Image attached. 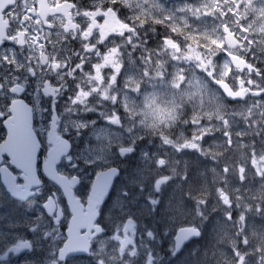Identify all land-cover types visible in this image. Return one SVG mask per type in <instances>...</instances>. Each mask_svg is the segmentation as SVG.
<instances>
[{
    "label": "snow or ice",
    "instance_id": "1",
    "mask_svg": "<svg viewBox=\"0 0 264 264\" xmlns=\"http://www.w3.org/2000/svg\"><path fill=\"white\" fill-rule=\"evenodd\" d=\"M16 4L14 19L0 16V132L7 127L10 136L19 115L35 147L14 151L0 143V264H70L72 253L88 254L91 264H161L163 257L147 246L158 233L143 217L157 212L171 186L167 208L185 215L183 205L191 200L205 218L209 174L219 185L212 210L222 207L224 226L243 224L244 232L250 213L264 215V187L258 203L241 194L249 173L264 181V0H179L173 7L166 0ZM225 97L243 102L245 110L229 112ZM197 98L199 110L184 121L191 134L162 140L181 156L210 161L200 173L204 183L193 191L189 160L181 170L179 160L142 150L144 165L132 185L144 193L151 179L147 195L125 189L113 199L117 161L137 148L124 134L135 132L137 121L152 129L174 123L185 101ZM235 116L245 128L234 138ZM99 121L106 123L98 128ZM88 168L96 180L81 195V172ZM200 235L195 224L173 230L169 253L176 256ZM241 243L248 247L247 236L233 242L224 264H247Z\"/></svg>",
    "mask_w": 264,
    "mask_h": 264
},
{
    "label": "rangeland",
    "instance_id": "2",
    "mask_svg": "<svg viewBox=\"0 0 264 264\" xmlns=\"http://www.w3.org/2000/svg\"><path fill=\"white\" fill-rule=\"evenodd\" d=\"M167 5L169 7H173L176 5L179 0H166ZM131 14V13H130ZM160 31H163V28L161 26H157ZM150 44L152 46L155 45V40L150 41ZM199 98H197L194 101L188 102L184 104V107L188 108L190 111H193V108L196 107L197 110H199ZM205 104L207 105V98L205 99ZM245 107L242 109H234V107L228 105V111L229 112H240L244 111ZM235 118L241 119L239 116L233 117V125L232 131L234 134L238 133L241 129L245 128V122L242 120L240 122H235ZM256 119H259V116L256 117ZM207 123V121H205ZM146 128L141 126L139 122L137 121L136 124V131L128 134H124V139L127 140H136L137 148L136 152L129 156V158L126 159L125 162H121L122 168L124 169L126 166V173L125 177L119 179L116 182L114 191H113V199H115L116 195L121 191V190H129L132 192L134 195H139L141 197L147 195L148 188L150 187L149 183L151 182V179L148 181V184L146 185V190L144 193H137L135 187L132 185V181L136 178V169L139 167H142L144 165V162L141 160V151H147L149 153H152L154 155L159 154V157H165L166 153H173L171 157V162L179 160V168L182 170L184 165L182 164L185 159L189 160V170H190V183L192 184V181L197 182L198 184L200 183V176L199 174L207 167L210 166V161L205 160L203 157L198 156V154H187L181 156L180 154H177L174 152V150L170 146H165L163 145L158 139H153L151 135H144V131ZM114 130V129H113ZM185 132H187L188 135L191 134V127L188 126L186 129H184ZM219 137V135H216ZM140 137H143V139H140ZM88 139L92 141L93 146H98L100 144V141L97 140L96 135L94 133L90 134L88 136ZM87 142L85 143V147H87ZM259 146V145H258ZM207 147V145H205ZM190 151V150H189ZM163 153V154H162ZM163 156H162V155ZM168 160V159H167ZM119 161V160H118ZM91 169V168H90ZM101 168L95 169V172L98 171ZM93 171V169H91ZM258 179V180H257ZM257 180L256 184L255 181ZM179 181H177L178 183ZM253 183L254 185H252ZM200 185H193V190H197ZM239 185V181L233 178V186ZM219 185H215L211 190L214 196V199H209V202L211 207L209 211H213V205L215 204V187ZM262 187H264V182L258 178V176L253 175L252 173H249L248 179L244 182L242 188H241V194L246 198L251 200L252 202H257V198L259 197V193L262 190ZM188 185L187 183L183 185V189L181 190H176L175 191V199L173 200V204L179 200L182 191L187 190ZM173 192V188L170 186L169 189L163 194V200L164 203L161 205V207L157 210L155 213L156 218L158 222L160 221H171L172 222V217L175 216L176 219L174 222H172V225L177 227L184 221L188 222H197V223H203L206 222L207 224V230L205 231V238L198 243L199 247V253L198 256L200 259L197 258L198 262L201 264H224L225 259H231V252L234 251L232 249V244L234 241H242L245 236H247V239L249 241L247 249H243V244L241 243L240 245V251L247 255L249 257L247 264H264V258L261 260H258L257 257L261 256L264 257V254H257V253H252L255 249V245H260L261 242L264 241V215L258 216L254 211L249 214V222H248V227L246 231L244 232H239L240 228H244V225L241 224L239 225L238 228H233L231 225L224 226L223 225V209L219 211H216V214L213 216L211 220L205 221L203 218L200 216L196 215L194 212V206H192V202L190 200H187L184 205H183V210L185 212V215H180L177 211L173 209L167 208V201L169 199V196ZM252 197H255L254 200L250 199ZM208 199V198H207ZM111 204V201H109ZM143 203V199L140 200L139 204ZM139 204L134 206L135 208L139 207ZM238 211V210H237ZM113 215H117L116 211L113 210ZM149 213H146L144 217H149ZM154 219V221L156 220ZM253 229L256 230L257 235L253 234ZM227 231L228 235H225L222 237L223 232ZM233 231V233H232ZM237 231V236L234 235V232ZM253 241L255 242L253 244ZM250 245H254L252 247H249ZM192 250H190V253ZM227 253V257L221 256V253ZM252 253V254H251ZM251 254V255H250ZM257 259V260H255ZM183 264H193V258L189 261H181Z\"/></svg>",
    "mask_w": 264,
    "mask_h": 264
},
{
    "label": "flooded vegetation",
    "instance_id": "3",
    "mask_svg": "<svg viewBox=\"0 0 264 264\" xmlns=\"http://www.w3.org/2000/svg\"><path fill=\"white\" fill-rule=\"evenodd\" d=\"M5 6H9L8 10H5ZM17 10V4H16V0H0V16L3 17V19H14V12ZM130 14V13H129ZM29 102H31V100L29 99ZM66 101H61V107L64 105ZM232 107H234V109H242L243 107H245L243 105V102L241 103H234L231 104ZM109 107H111L109 105ZM123 112V109H121V113ZM124 113H122L121 115H123ZM34 119L36 121H38V123H36L34 125L35 129H39L41 126V114L40 113H34ZM105 122L104 121H99L98 122V126L103 125ZM0 136H3L4 139L6 137V131L3 130V132H0ZM4 141V140H3ZM3 141H0L3 142ZM125 160H120L119 162V166H120V176L122 174V172H124V169L121 167V162H125ZM83 168V165H82ZM79 171V170H78ZM99 171V170H98ZM97 172V171H96ZM82 177L85 179V183L84 185L81 186L80 188V192L81 195H85L88 191V185L90 181H93L94 175H93V171L88 168L86 170H84L83 172H81ZM149 217H143V220L152 228H154L157 233H158V239L155 242H148L147 246H150L151 248H153L158 256H162L163 260L161 262V264H183V262L181 263V261H189L191 260V258H193L192 255H190V250H192V252H195V257L196 259H200V257L198 256L199 253V247H198V243H200L203 239V237L201 236L200 238L194 239L189 241L185 247L183 248V250L177 254L176 256H172L168 249L169 246L172 243V239H173V230H175V226L172 225L171 221H160L158 222L156 215H152L149 214ZM156 218V220L154 221V219ZM169 229V234L167 236L164 235V231L165 229ZM66 228L62 229V231L66 232ZM253 243H255L253 241ZM254 245H251L250 247H252ZM254 249H257V253H264V242H262V245H255ZM71 259H70V264H91V260L88 254L86 253H72L70 255ZM259 259H261V257H259ZM199 264H201L199 262Z\"/></svg>",
    "mask_w": 264,
    "mask_h": 264
},
{
    "label": "clouds",
    "instance_id": "4",
    "mask_svg": "<svg viewBox=\"0 0 264 264\" xmlns=\"http://www.w3.org/2000/svg\"><path fill=\"white\" fill-rule=\"evenodd\" d=\"M187 103V101H185ZM224 103L227 105L234 104V101H231L229 98H224ZM192 116V111H190L188 108L183 107L182 114L174 123H165L162 127H158L156 129L152 128H146L144 131V135H151V137L155 140L158 139L163 144V137H168L169 139H175L181 134H187V132L184 131L188 127L187 124L184 123L185 120H188L190 122ZM164 145V144H163ZM169 146V145H165ZM202 235V233H201ZM190 255L193 256V264H199L198 260L195 257V252H191Z\"/></svg>",
    "mask_w": 264,
    "mask_h": 264
},
{
    "label": "water",
    "instance_id": "5",
    "mask_svg": "<svg viewBox=\"0 0 264 264\" xmlns=\"http://www.w3.org/2000/svg\"><path fill=\"white\" fill-rule=\"evenodd\" d=\"M7 129V137L4 142L5 149L12 148L14 151L16 149H19L21 147L26 148L29 152L35 147V141L31 139V137L28 134L26 125L24 120L18 115L17 120L13 122L12 128H11V135L8 134V128ZM108 169L102 171L105 172ZM99 172V173H102ZM96 180V176L94 178V181ZM197 238V237H195Z\"/></svg>",
    "mask_w": 264,
    "mask_h": 264
},
{
    "label": "trees",
    "instance_id": "6",
    "mask_svg": "<svg viewBox=\"0 0 264 264\" xmlns=\"http://www.w3.org/2000/svg\"><path fill=\"white\" fill-rule=\"evenodd\" d=\"M207 180H208V185H209V189L211 190L214 186L212 185V176L211 174L208 175L207 177ZM200 183L203 184L204 183V177L201 176L200 178ZM200 187V186H199ZM194 192L196 190H193ZM208 199H214V196H213V193H212V190H211V194L207 196ZM192 202V201H191ZM213 212V211H212ZM212 212H209V215L211 216L212 215Z\"/></svg>",
    "mask_w": 264,
    "mask_h": 264
}]
</instances>
